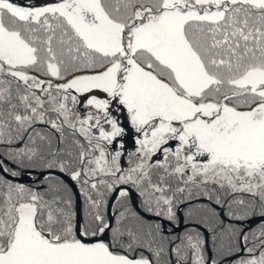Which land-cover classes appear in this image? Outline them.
Wrapping results in <instances>:
<instances>
[{
  "label": "snow or ice",
  "instance_id": "obj_1",
  "mask_svg": "<svg viewBox=\"0 0 264 264\" xmlns=\"http://www.w3.org/2000/svg\"><path fill=\"white\" fill-rule=\"evenodd\" d=\"M0 264H264V0H0Z\"/></svg>",
  "mask_w": 264,
  "mask_h": 264
},
{
  "label": "rangeland",
  "instance_id": "obj_2",
  "mask_svg": "<svg viewBox=\"0 0 264 264\" xmlns=\"http://www.w3.org/2000/svg\"><path fill=\"white\" fill-rule=\"evenodd\" d=\"M21 2H24V0H21Z\"/></svg>",
  "mask_w": 264,
  "mask_h": 264
}]
</instances>
